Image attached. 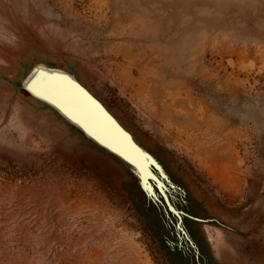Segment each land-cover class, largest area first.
<instances>
[{"label": "rangeland", "instance_id": "obj_1", "mask_svg": "<svg viewBox=\"0 0 264 264\" xmlns=\"http://www.w3.org/2000/svg\"><path fill=\"white\" fill-rule=\"evenodd\" d=\"M0 264H264V0H0Z\"/></svg>", "mask_w": 264, "mask_h": 264}, {"label": "bare ground", "instance_id": "obj_2", "mask_svg": "<svg viewBox=\"0 0 264 264\" xmlns=\"http://www.w3.org/2000/svg\"><path fill=\"white\" fill-rule=\"evenodd\" d=\"M79 91H80V90H79ZM71 92H72V91H71ZM65 93H66V92H65ZM83 96H85V95H83ZM59 97H60V96H59ZM63 98H64V97H63ZM63 98H62V99H63ZM92 103H93V102H92ZM85 105H86V104H85ZM83 106H84V105H83ZM68 107H69V105H68ZM95 108H96V107H95ZM100 108H101V107H100ZM102 109H103V108H102ZM69 110H70V109H69ZM72 110H73V109H72ZM82 110H83V109H82ZM77 111H78V110H77ZM77 111H76V112H77ZM103 111H104V110H103ZM78 113H79V112H78ZM63 114H64V113H63ZM76 114H77V113H76ZM85 114H86V113H85ZM76 116H77V115H76ZM78 117H79V115H78ZM73 121H74V120H73ZM78 122H79V121H78ZM79 123H81V121H80ZM81 124H82V123H81ZM95 126H96V125H95ZM79 127H80V126H79ZM118 129H119V128H118ZM120 129H122V128L120 127ZM120 129H119V130H120ZM111 131H112V130H111ZM114 133H115V132H114ZM114 133H113V134H114ZM89 136H90V135H89ZM90 138H91V137H90ZM131 139H132V138H131ZM93 140H94V139H93ZM131 141H132V140H131ZM132 143H133V141H132ZM112 144H113V143H112ZM125 144H126V143H125ZM115 145H116V144H115ZM118 146H119V145H118ZM119 147H120V146H119ZM124 147H125V146H124ZM128 151H129V150H128ZM124 152H125V151H124ZM117 153H119V152L117 151ZM120 153H121V152H120ZM127 153H129V152H127ZM131 154H132V153H131ZM134 154H135V153H134ZM123 155H124V154H123ZM124 156H125V155H124ZM132 157H133V156H132ZM128 158H129V157H128ZM130 159H131V158H130ZM135 161H136V160H135ZM136 166H137V165H136Z\"/></svg>", "mask_w": 264, "mask_h": 264}, {"label": "water", "instance_id": "obj_3", "mask_svg": "<svg viewBox=\"0 0 264 264\" xmlns=\"http://www.w3.org/2000/svg\"><path fill=\"white\" fill-rule=\"evenodd\" d=\"M130 144V143H129ZM130 146L134 149V147L130 144ZM136 150V149H135ZM119 158H122V157H119ZM122 160H124L125 162H128L127 160H125V159H122ZM129 163V162H128ZM131 164V163H130Z\"/></svg>", "mask_w": 264, "mask_h": 264}]
</instances>
